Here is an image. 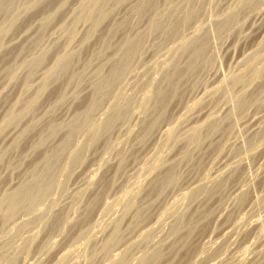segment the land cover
<instances>
[{
  "label": "rangeland",
  "instance_id": "1",
  "mask_svg": "<svg viewBox=\"0 0 264 264\" xmlns=\"http://www.w3.org/2000/svg\"><path fill=\"white\" fill-rule=\"evenodd\" d=\"M24 1L11 2V11L0 0V200L28 184L44 153L60 146L66 125L93 97L94 72L109 73L122 39L141 36L142 44L89 126L72 132L51 191L10 219L0 206V264H264V0L250 10L244 0H155L130 25L123 21L139 0H109L101 18L87 12L92 0H36L33 9ZM233 10L234 23L213 35ZM169 14L176 34L167 37L157 26L148 31ZM203 33L209 61L186 71L190 52L181 47ZM59 55L69 56L71 66L51 83L48 72ZM173 64L183 73L176 94L168 97L158 128L143 138L159 111L155 89L165 87L162 77ZM250 70L260 73L255 81ZM240 73L245 83L232 84ZM45 79L50 84L38 95ZM237 98L255 99L240 110ZM121 108L123 118L101 130ZM209 121L216 127L207 135ZM50 123L62 125L52 136ZM194 130L200 139L189 138ZM170 169L174 183L160 188ZM202 185L205 191L193 192ZM116 221L118 242L104 254ZM154 250L160 258L150 257Z\"/></svg>",
  "mask_w": 264,
  "mask_h": 264
},
{
  "label": "bare ground",
  "instance_id": "2",
  "mask_svg": "<svg viewBox=\"0 0 264 264\" xmlns=\"http://www.w3.org/2000/svg\"><path fill=\"white\" fill-rule=\"evenodd\" d=\"M2 1V4H1V7H3L5 10H6V8H8V7H12V5H10L11 4V2H13L12 0H1ZM23 1V0H22ZM38 1L39 0H37V3H38ZM106 1H108V2H106ZM24 2H26V6H31V5H36L35 4V2H36V0H25ZM110 1L109 0H92V1H90L89 3H87V5H85L86 3H83L85 6H87L86 7V9H87V12H89L90 13V16H91V13H95L96 15H97V17L98 18H101V17H104V15H106V13H104V8H106V7H104V4L105 5H107V3H109ZM155 2V0H139L138 2H137V4L135 5V7L131 10V13H130V15H131V19L130 20H128L127 22H125V21H123V24L125 23H128L127 25H130L129 23H134L135 21H136V19H139L140 18V16H141V14L145 11V9L149 6V5H151V4H153ZM255 2H256V0H244L243 2H242V4L244 3V9H246V10H250V9H252L253 7H254V5H255ZM13 3H15V2H13ZM83 5V6H84ZM35 7V6H34ZM31 8H32V6H31ZM82 8V7H81ZM151 8V7H150ZM2 9V8H1ZM0 9V10H1ZM8 9H11V8H8ZM26 10V9H28V8H22V10ZM33 9V8H32ZM55 9V8H54ZM86 9H84V10H86ZM107 9V8H106ZM3 10V9H2ZM11 11H12V9H11ZM20 11V10H19ZM52 11V10H51ZM81 11V13H82V10H80ZM2 12V11H1ZM9 12H10V10H9ZM247 12V11H246ZM7 14V13H6ZM11 14V13H10ZM19 14V13H18ZM50 14V13H49ZM15 15H17V14H15ZM92 15H94V14H92ZM236 15H237V13L233 10V11H231L230 13H229V15L227 16V19H225V20H223L222 22H220V23H218L216 26H215V28H214V32H213V35L214 34H217V36H218V33H220V32H222V31H224V29H226L227 28V26L228 25H230V23H232L233 22V19L236 17ZM12 16V15H11ZM18 16V15H17ZM79 16H80V14H79ZM84 16V15H83ZM4 17V16H3ZM6 17L8 18V15H6ZM81 17V16H80ZM86 17V16H85ZM93 17V16H92ZM6 18V19H7ZM11 18V17H10ZM9 18V19H10ZM89 19H91L90 17H88ZM87 18V19H88ZM98 18H94V19H97L98 20ZM12 19H14V18H12ZM77 19H78V17H77ZM76 18H75V21H74V23L76 22V21H81V19L79 18L78 20H77ZM105 19V18H104ZM129 19V18H128ZM160 19V18H159ZM17 20V19H16ZM16 20H14V21H16ZM86 20V19H85ZM93 20V19H92ZM89 21V20H88ZM101 21H102V19H101ZM101 21H99V23L101 22ZM259 21V20H258ZM7 22V21H6ZM8 22H10L11 23V21H9L8 20ZM97 22V21H96ZM96 22L94 23V24H96ZM9 23V24H10ZM15 23H17V22H15ZM12 24V26L14 25V26H16V24ZM234 23V22H233ZM232 23V24H233ZM9 24L7 25V24H4V25H7V26H9ZM93 24V25H94ZM11 25V24H10ZM92 25V24H91ZM98 25V24H97ZM2 26V25H1ZM0 26V27H1ZM119 26V25H118ZM162 27V28H166V35H167V37H170V35H172L173 33H175L176 34V32L178 31V25L177 24H172V22H171V14H169V15H167L166 17H163L161 20H158V18H157V21L155 20L154 21V23H152L151 24V26L148 28V31H151L152 30V28H154V27ZM3 28H5L4 26H2ZM92 27V26H91ZM95 27V26H94ZM116 28V27H115ZM118 28V27H117ZM164 28V29H165ZM213 28H211V29H213ZM8 29V28H7ZM11 29V28H10ZM13 29V28H12ZM93 29V28H92ZM159 29H161V28H159ZM0 30H1V28H0ZM6 30V29H5ZM94 30V29H93ZM7 31V30H6ZM8 31H9V29H8ZM11 32V31H10ZM9 33V32H8ZM68 33V32H67ZM223 33V32H222ZM258 33V32H257ZM70 34V33H69ZM202 34V33H201ZM8 35V34H7ZM197 35H199V36H197ZM209 35V34H208ZM0 36H1V32H0ZM124 36H126V34L124 35ZM211 36V35H210ZM5 37V36H4ZM208 36L206 35V34H204L203 33V35L202 36H200V34H196V36L193 38V39H191V40H189V41H186L183 45H182V47H181V53H186V52H190V60H188V63H187V67H186V69H184V70H186V71H188V70H190V69H192L193 68V66L195 65V64H204V63H207L209 60H207V58H206V51H207V45H208V38H207ZM214 38H215V36H213ZM219 37V36H218ZM2 38H3V35H2ZM70 38V37H69ZM71 38H72V35H71ZM1 40V39H0ZM141 41H142V38H141V36L140 37H129V36H126L124 39H122V42L118 45V47H117V49H116V53L114 54L115 55V58H114V63L112 64V66H111V69L109 70V73L107 74V75H103L102 73H101V71H100V69L98 68L95 72H94V76H95V85H94V94H93V97L90 99V101H89V103H87V106L84 108V110L80 113V114H77L72 120H71V122L70 123H68L66 126L69 128V134H67V136H65V138L63 139V141L61 142V144H60V146L57 148V149H55V150H52V151H50L49 153H47V154H45L44 153V156H42L43 157V159H42V161L41 162H39L40 164H38V165H35V167H34V169H33V171L31 172L32 174H31V180H30V182L28 183V184H26V185H24V186H21V187H19L18 189H16L14 192H12V193H10V194H6L4 197H2V199L0 200V206H4V216L6 217V218H9L10 219V217H12V216H14V213L16 212V210L18 209V208H23V207H27V209L29 208V207H32V205L33 204H35V202H37V201H39L40 199H43L44 197H45V195L48 193V191H51L50 189L53 187V186H55V178H56V175L59 173H57L56 171H55V167H57V166H55L56 165V163H57V161L61 158V156H62V154H63V152H64V148H66V146H67V144H69L70 142H69V140H71L70 139V136H71V134H72V132L73 131H77L79 128H82L85 124H87V126H89L88 124H89V121H90V117L92 116V113L94 112V110L99 106V104H100V101H101V99L104 97V95H105V93L109 90V88L115 83V82H117L121 77L123 78V75L124 74H126L125 72L127 71H129V70H127L129 67H130V63H131V61H132V59L134 58V56L136 55V53H137V51H138V48H139V46H140V44H142L141 43ZM4 42V41H3ZM11 43V42H10ZM141 47V46H140ZM113 53V52H112ZM60 56V55H59ZM59 56H57V57H59ZM186 56H187V54H186ZM61 57V56H60ZM66 57V56H65ZM59 58L58 60H56V61H58L57 63H55L56 65H55V67H53L54 68V70H53V68H52V70L53 71H50V73L48 72V77L50 78V82H51V78H53V77H55V75L58 73H60L61 71L62 72H64L65 73V71L68 69V67L69 66H71L70 65V59L68 58ZM37 59V62L36 61H34V64L32 65L33 67L34 66H37L38 64H39V58H36ZM72 59V58H71ZM211 59V58H210ZM255 59H256V57H255V55L253 54V55H251V56H249L248 57V59L246 60V62H245V65H246V68L247 69H251L250 68V64L251 63H253L252 61L254 60L255 61ZM134 61V60H133ZM54 63V62H53ZM41 64V63H40ZM196 66V65H195ZM52 67V66H51ZM177 64H173L172 65V67H171V71H169V72H167V73H164V75H163V77H162V82L164 83V85L163 86H165L163 89L161 88V86L160 87H157L156 89H155V93H154V100H155V102H156V104L158 105V107L157 108H159V111L156 113V115H155V117L148 123V126L145 128V131H144V133H143V138L145 137V136H147L150 132H151V130L152 129H155V128H158V126H157V124H158V122L160 121L159 119L161 118V116H163V114H161L162 113V111H164L163 109H164V107H166L165 105H166V103L168 104V102H167V100H168V97H170V100H171V97L173 98V96L176 94V90H177V88H178V84H179V82H180V79L182 78V74L183 73H180L179 72V70H177ZM31 68V67H30ZM180 69V68H179ZM246 69V70H247ZM49 70H51V69H49ZM245 70V71H246ZM181 71V70H180ZM183 71V70H182ZM106 74V73H105ZM61 75V74H60ZM259 75H260V73L258 72V71H252V70H250V80L251 81H255L258 77H259ZM46 76V75H45ZM57 76V75H56ZM58 77V76H57ZM46 78V77H45ZM53 79H56V78H53ZM230 80V79H229ZM44 81H46V82H44V84H42V86L39 88V90H38V95L39 94H41L44 90H45V88L48 86L47 84L49 83V81L47 82V79H45ZM120 81V80H119ZM231 83L232 84H243V83H245V79H244V77L241 75V73H240V75H235V76H233L232 78H231ZM230 81H229V83H230ZM52 83V82H51ZM118 83V82H117ZM117 83H115V84H117ZM50 84V83H49ZM157 85V84H156ZM160 85V84H159ZM162 85V84H161ZM262 85V84H261ZM152 88V87H151ZM114 89V88H113ZM153 89V88H152ZM151 89V90H152ZM113 92V91H112ZM154 92V91H153ZM111 93V92H110ZM148 94H150V93H148ZM37 94H36V96L32 99V100H30L29 102H28V104L26 105V107H25V110L26 111H28V110H30V108L33 106V104H34V102H35V100L37 99L36 97L38 96ZM107 96V95H106ZM147 96V95H146ZM146 96H144V97H146ZM149 96H151L152 97V95H149ZM252 97V96H251ZM239 98V97H238ZM237 98V99H238ZM248 98V97H247ZM148 99V98H147ZM251 99V100H250ZM249 100H245V99H238V102L235 104V107H240V110L241 109H244V108H246V107H248L253 101H254V99L255 98H250ZM62 99H61V97H59L58 98V102H60ZM146 100V99H145ZM150 101V100H149ZM124 102H126V101H124ZM146 102H147V100H146ZM61 103V102H60ZM145 103V102H144ZM143 103V104H144ZM145 105V104H144ZM153 106H154V104H153ZM124 107V106H123ZM144 107V106H143ZM33 109V108H32ZM118 109V108H117ZM122 110H120V111H117L114 115L113 114H111V118H109V119H107V121H105L104 123H102L101 124V126H100V129L101 130H103L104 132L105 131H108L110 128H111V126H112V123L114 122V120H116V119H121V118H123V116H124V114H125V112H124V109L123 108H121ZM239 109V108H238ZM115 110L116 109H114V112H115ZM125 110H126V108H125ZM158 110V109H157ZM239 110V111H240ZM8 112V111H7ZM22 113V112H21ZM20 113V114H21ZM26 113H24L23 115H25ZM28 114V113H27ZM231 114V113H230ZM229 114V115H230ZM113 115V116H112ZM9 116V115H8ZM15 117V116H14ZM19 117H21V116H19ZM6 119H8V117L7 118H5V120ZM20 119V118H19ZM163 119V118H162ZM16 120H17V118H16ZM230 120V119H229ZM12 121V120H11ZM255 121V120H254ZM2 122V121H1ZM8 121L6 120V123H7ZM91 122V121H90ZM102 122H103V120H102ZM6 123H4V124H6ZM10 123L11 122H9L8 124L10 125ZM12 125H13V123H11ZM63 124V123H62ZM94 124H95V122H94ZM94 124H92V125H94ZM8 125V126H9ZM91 125V126H92ZM2 126V125H1ZM4 126V125H3ZM2 126V127H3ZM7 126V127H8ZM61 126L62 125H60V123L59 124H53V123H50L48 126H47V130H48V132L47 133H50V132H55L54 131V129H57V128H61ZM97 126V125H96ZM95 126V127H96ZM99 126V125H98ZM97 126V127H98ZM64 127V126H63ZM93 127V126H92ZM94 127V128H95ZM215 127H216V125L214 124V122L213 121H209V123L207 124V135L208 134H211L212 132L214 133V130H215ZM228 127V126H227ZM59 128V129H60ZM68 128H67V130H68ZM88 128V127H87ZM93 128V129H94ZM229 128V127H228ZM58 129V130H59ZM89 129H90V127H89ZM252 129V128H251ZM27 130V129H26ZM25 130V131H26ZM65 130H66V128H65ZM111 130V129H110ZM31 131V130H30ZM102 131V132H103ZM172 129H169L168 130V132H167V137L168 136H170L171 137V134H172ZM103 132V133H104ZM154 132V131H153ZM152 132V133H153ZM171 132V134H169ZM24 133H27V132H24ZM40 133V132H39ZM95 133H93V135H94ZM97 134V133H96ZM200 132L198 131V130H194L193 132H191L190 133V136H189V138H196V139H200ZM25 135V134H24ZM49 135V134H48ZM50 135H51V133H50ZM55 135V134H54ZM34 136V135H33ZM42 136V135H41ZM41 136H40V138H41ZM45 136V135H44ZM52 136V135H51ZM73 136H74V134H73ZM100 136V135H99ZM25 137V136H24ZM72 137V136H71ZM90 137V136H89ZM20 138V137H19ZM39 138V139H40ZM90 138H92V137H90ZM89 138V139H90ZM175 138V137H174ZM37 139V138H36ZM42 139V138H41ZM88 139V140H89ZM93 139H95V138H93ZM92 139V140H93ZM169 139V138H168ZM60 140V139H59ZM144 140V139H143ZM18 141H21L20 139L18 140ZM89 141H91V140H89ZM21 143V142H20ZM38 143H39V141H38ZM41 143V142H40ZM72 143V142H71ZM86 144V143H85ZM92 144V143H91ZM18 146H19V144H17ZM89 145V144H88ZM38 146V145H37ZM87 146V145H86ZM15 148H16V145L14 146ZM40 147V146H39ZM76 148V147H75ZM46 149V148H45ZM68 149V148H67ZM66 150V149H65ZM77 150V149H76ZM79 151V150H78ZM159 151V150H158ZM156 153V152H155ZM157 154V153H156ZM163 154V153H162ZM158 155V154H157ZM76 156V155H75ZM161 156V155H160ZM79 157H81L80 155H79ZM155 157V156H154ZM158 158V157H157ZM156 158V159H157ZM160 158V157H159ZM156 159L155 160H153V161H156ZM69 160V159H68ZM67 160V161H68ZM73 160V159H72ZM74 160H75V158H74ZM39 161V160H38ZM65 161V160H64ZM152 161V162H153ZM157 161H159L158 159H157ZM36 162V161H35ZM68 163H70L69 161H68ZM160 163H161V161H160ZM154 164H155V162H154ZM153 164V165H154ZM10 165V164H9ZM58 165V164H57ZM152 165V164H151ZM62 166V165H61ZM66 166V165H65ZM72 166V165H71ZM159 166V165H158ZM172 166V165H171ZM70 167V166H69ZM68 167V168H69ZM154 167V166H153ZM160 167V166H159ZM64 168V167H63ZM71 168V167H70ZM147 168V167H146ZM174 168V167H173ZM32 169V168H31ZM158 169V168H157ZM167 171V170H166ZM55 172L57 173L56 175H55ZM63 172V171H62ZM67 172V171H66ZM150 172V171H149ZM156 172V171H155ZM153 173V172H152ZM175 173V172H174ZM60 174V173H59ZM63 174V173H62ZM144 174V173H143ZM164 174V173H163ZM147 175H149V174H147ZM151 175V174H150ZM58 176V175H57ZM164 176V177H163ZM162 177H163V179L161 178L160 180L161 181H159L158 183L159 184H161L160 185V188H161V186L162 187H166V186H168V185H170V184H172V183H174L173 181H174V179H176L175 177H176V175H174L173 174V171H172V169H170V171L168 170V172H166V174L165 175H163ZM175 176V177H174ZM171 186V185H170ZM173 186V185H172ZM59 187V186H58ZM58 187H56V188H58ZM207 187V186H206ZM205 186H203L202 185V187H200V188H197V189H195L193 192L195 193H197L198 191H199V193H200V190L202 191V190H204L205 191V189H207ZM60 188V187H59ZM158 188V187H157ZM169 188V187H168ZM159 189V188H158ZM55 190V189H54ZM56 190H58V189H56ZM193 192H192V194H193ZM204 193L205 192H203V195H204ZM99 194V193H98ZM55 195V194H54ZM125 195V194H124ZM128 195V194H127ZM194 195V194H193ZM200 195H202V194H200ZM51 196V195H50ZM189 196V195H188ZM190 197V196H189ZM190 198H192V197H190ZM118 199H119V197H118ZM187 199V198H186ZM189 199V198H188ZM192 199H194V198H192ZM122 200H124V199H122ZM127 200V199H126ZM43 201V200H42ZM120 201V200H119ZM128 202H127V205L129 204V199L127 200ZM190 201V200H189ZM121 202H123V201H121ZM124 202H126V201H124ZM41 203V202H40ZM46 203V202H45ZM115 203V202H114ZM38 204H39V202H38ZM119 204V203H118ZM117 205V204H116ZM126 205V204H125ZM119 207V206H118ZM125 207V206H124ZM3 208V207H2ZM1 208V209H2ZM126 209V208H125ZM115 210H116V208H115ZM44 211V210H43ZM1 212V211H0ZM31 212H32V209H31ZM109 213V212H108ZM139 215L137 214L136 216H135V218H136V220H138V218H140V217H138ZM181 219V217H179V219H177V221L175 222V225H174V227H172L173 228V230H172V228H171V230L172 231H175V230H177V225L180 223V221H182V220H180ZM7 220V219H6ZM135 221V220H134ZM249 228V227H248ZM118 234H119V222H115V224H114V227H113V231H112V234L110 235V237L109 238H107L106 240V243H105V245L103 246V253L104 254H106L107 252H109L108 250H109V248L110 247H112V246H114V244H116L117 242H118ZM148 236V235H147ZM145 237V236H144ZM74 247V246H73ZM89 250V249H88ZM85 251V250H84ZM155 251V250H154ZM76 253V252H75ZM80 253V252H79ZM78 253V254H79ZM113 255V254H112ZM115 256V255H114ZM160 256V252H159V250L157 251H155L153 254H152V256L150 255V257L151 258H154V259H156V258H158ZM125 257V256H124ZM123 257V258H124ZM120 258V259H119ZM119 258H118V260L120 261L121 260V255L119 254ZM150 258V259H151ZM160 258V257H159ZM115 260V259H114ZM151 261V260H150ZM154 261V260H153ZM120 263V262H119ZM118 263V264H119ZM122 263V262H121ZM124 263V262H123ZM122 263V264H123Z\"/></svg>",
  "mask_w": 264,
  "mask_h": 264
}]
</instances>
